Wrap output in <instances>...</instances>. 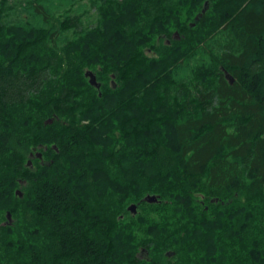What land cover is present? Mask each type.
I'll use <instances>...</instances> for the list:
<instances>
[{
	"label": "trees",
	"instance_id": "1",
	"mask_svg": "<svg viewBox=\"0 0 264 264\" xmlns=\"http://www.w3.org/2000/svg\"><path fill=\"white\" fill-rule=\"evenodd\" d=\"M82 4L0 0V264H264V0Z\"/></svg>",
	"mask_w": 264,
	"mask_h": 264
},
{
	"label": "water",
	"instance_id": "2",
	"mask_svg": "<svg viewBox=\"0 0 264 264\" xmlns=\"http://www.w3.org/2000/svg\"><path fill=\"white\" fill-rule=\"evenodd\" d=\"M207 7H208V3H205L204 9H203L202 12H201V13L195 18V22H198V21L200 20V18L202 17V15L205 13ZM194 25H195V24H193L192 26H194ZM85 77L88 78V82H89V84H90L91 86L95 87L96 89H99V88H100V84L97 83L95 76H94L91 72H87V73H85ZM112 83H114V82H112ZM113 87H114V84H113ZM37 158L40 159V158H41V155L38 154V155H37ZM28 166H29V167L32 166L31 162H28ZM16 194L19 195L20 198L22 197V194H21L19 191H17ZM144 201H145L146 203H148V204H154V203H156V202L158 201V199H157L156 197H154V196H148V197H146V198L144 199ZM128 211L131 212L132 214H136V206H135V205L130 206V207L128 208ZM8 219H10V218H9V215H8Z\"/></svg>",
	"mask_w": 264,
	"mask_h": 264
},
{
	"label": "rangeland",
	"instance_id": "3",
	"mask_svg": "<svg viewBox=\"0 0 264 264\" xmlns=\"http://www.w3.org/2000/svg\"><path fill=\"white\" fill-rule=\"evenodd\" d=\"M80 2L83 3L82 6H84V5H87L88 0H80ZM76 8H78V6H76ZM73 10H75V9H73ZM83 10L86 11V10H89V8L86 7V8H83V9H79L80 13H85Z\"/></svg>",
	"mask_w": 264,
	"mask_h": 264
},
{
	"label": "bare ground",
	"instance_id": "4",
	"mask_svg": "<svg viewBox=\"0 0 264 264\" xmlns=\"http://www.w3.org/2000/svg\"><path fill=\"white\" fill-rule=\"evenodd\" d=\"M185 15V14H184ZM89 17V16H88ZM92 21V20H91ZM94 21V20H93ZM96 21V20H95ZM221 37V36H220ZM88 72H90V71H88ZM87 73V72H86ZM92 73V72H91ZM159 199H161V198H159ZM12 213V212H11ZM12 215V214H11ZM18 219V218H17ZM6 222V221H5Z\"/></svg>",
	"mask_w": 264,
	"mask_h": 264
}]
</instances>
